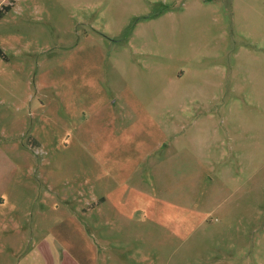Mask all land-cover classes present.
I'll return each mask as SVG.
<instances>
[{
  "label": "rangeland",
  "instance_id": "obj_1",
  "mask_svg": "<svg viewBox=\"0 0 264 264\" xmlns=\"http://www.w3.org/2000/svg\"><path fill=\"white\" fill-rule=\"evenodd\" d=\"M3 4L0 264H264V0Z\"/></svg>",
  "mask_w": 264,
  "mask_h": 264
},
{
  "label": "crops",
  "instance_id": "obj_2",
  "mask_svg": "<svg viewBox=\"0 0 264 264\" xmlns=\"http://www.w3.org/2000/svg\"><path fill=\"white\" fill-rule=\"evenodd\" d=\"M4 58L7 60V57H4ZM6 90H7V93L9 94L8 96H10L11 105H12L13 109L16 110V107H17V110H19L20 107H19V105L16 104V102L19 103V101H20L19 94L16 93L13 88L12 89H6ZM0 99H1V102H3V104L6 103L2 90L0 92ZM8 104H9V101H8ZM104 200H105V197H102L100 199V203L103 202ZM0 203L3 204V200H1V198H0ZM37 247H38L37 249L40 251V254L42 256H45V258L47 260L46 264H48V258H49L51 251H52L51 245H49L48 242L42 241V243L37 245Z\"/></svg>",
  "mask_w": 264,
  "mask_h": 264
},
{
  "label": "trees",
  "instance_id": "obj_3",
  "mask_svg": "<svg viewBox=\"0 0 264 264\" xmlns=\"http://www.w3.org/2000/svg\"><path fill=\"white\" fill-rule=\"evenodd\" d=\"M213 1V0H209ZM13 8L12 4H3L0 7V21L5 17V15ZM0 56H4L2 50L0 49Z\"/></svg>",
  "mask_w": 264,
  "mask_h": 264
}]
</instances>
